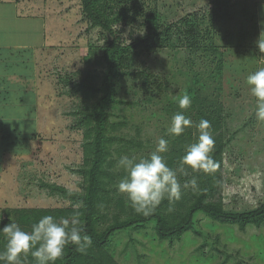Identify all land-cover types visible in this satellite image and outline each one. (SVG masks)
I'll use <instances>...</instances> for the list:
<instances>
[{
    "label": "rangeland",
    "instance_id": "obj_1",
    "mask_svg": "<svg viewBox=\"0 0 264 264\" xmlns=\"http://www.w3.org/2000/svg\"><path fill=\"white\" fill-rule=\"evenodd\" d=\"M26 1L23 15H32L31 19L15 20L13 30L8 24L5 32L0 30L3 216L9 208L70 207V202L50 195L44 184L81 191L82 178L77 172L82 164L83 133L74 128L77 117L72 112L84 104L75 84L85 78L98 81L104 71L100 48L105 38L110 39L97 29L88 30L81 0ZM262 2L146 0L149 8L156 7L167 22L194 13L206 15L209 3L215 7L217 18L211 31L214 46L222 54L220 79L216 78L211 56H191L183 47L143 53L130 70L150 71L168 88L149 99L130 77L122 76L116 83L117 103L108 109L110 122L124 123L118 135L147 142L154 151L170 127L171 119L165 111L168 103L179 100L193 84L206 94L218 91L227 127L234 133L225 149L221 196L226 209L238 212L264 201V123L256 119L255 98L246 84L250 73L264 67V53L255 44L261 31L259 22L264 20ZM205 18L208 21V16ZM141 34L139 24L126 27L122 41L129 44ZM17 43L22 47L15 48ZM65 77H69V84L61 81ZM152 225L143 231L113 235V255L120 264H264V227L248 226L242 232L236 226L219 224L197 213L193 228L169 246L157 240ZM195 230L201 235H196ZM129 238L132 241L125 248ZM203 242L205 247H200Z\"/></svg>",
    "mask_w": 264,
    "mask_h": 264
},
{
    "label": "trees",
    "instance_id": "obj_2",
    "mask_svg": "<svg viewBox=\"0 0 264 264\" xmlns=\"http://www.w3.org/2000/svg\"><path fill=\"white\" fill-rule=\"evenodd\" d=\"M81 4L88 30L97 29L101 36L108 35L110 38H105L100 48L104 71L97 78L98 81L92 82L85 78L75 84V91L81 95L84 104V107L72 112L77 117L74 128L81 129L83 133L82 164L77 172L82 178L81 191H69L62 186L44 184L50 195H57L70 202V207L9 208L0 227L15 222L23 230L30 231L31 225L46 215H52L57 221L71 220L78 216L86 233L92 238V246L81 253L75 246L69 245L65 248L63 258L55 264H120L113 255V235L128 230L143 231L150 224H153L151 229L157 240L166 241L171 246L193 228L197 213L219 224L236 226L242 232L248 226L264 227V201L253 209L241 212L224 207L221 196L225 171L224 154L234 133L227 127V116L219 92L206 94L200 87H194V84L186 92L192 101L190 108L180 109L178 100L165 106L170 119L177 112H183L186 117L191 118L193 127L186 129L178 137L169 135L168 130L164 131V137L169 141V151L164 156L168 166L176 168L188 145L197 140L199 133L195 125L201 119H206L211 122L215 140L213 157L220 167L212 174L193 172L190 169L187 175L178 174L181 185L195 177L198 188L194 189L189 184L182 188L180 200H163L154 214L147 217L136 214L129 206L126 196L117 191L120 179L126 175L117 166L118 159L127 155L139 160L152 152L147 142L143 143L124 134L118 135L117 132L124 123H112L108 119V109L117 103V81L122 76H128L146 98L161 95L168 88L167 83L164 85L158 81L150 71L130 70V67L135 63L136 57L143 53L151 54L160 49L179 47L185 48L191 56H211L210 61L215 62L216 78L220 79L222 54L214 46L211 31L217 18L215 7L210 3L205 6L208 21L206 15L194 13L174 22H167L156 7L149 8L146 0H81ZM136 24L143 28V34L132 39L129 44L124 43L122 35L125 28ZM197 76L194 75L196 83ZM61 81L69 84L70 79L65 77ZM194 233L201 235L197 230ZM0 235L3 236L2 233ZM131 241L129 238L125 242V248ZM4 244L5 242L0 243V250ZM200 247H205V242ZM124 251L125 249L121 253ZM137 257L141 259L140 255ZM24 264H36V261L29 255Z\"/></svg>",
    "mask_w": 264,
    "mask_h": 264
},
{
    "label": "clouds",
    "instance_id": "obj_3",
    "mask_svg": "<svg viewBox=\"0 0 264 264\" xmlns=\"http://www.w3.org/2000/svg\"><path fill=\"white\" fill-rule=\"evenodd\" d=\"M261 25L260 35L255 41L256 47L264 53V20ZM246 84L252 97L255 98V116L259 122L264 123V67L250 73L246 77ZM191 98L185 94L178 100L180 109L191 107ZM193 127V121L183 112H177L171 118L168 134L174 137L182 135L186 129ZM198 137L195 143L188 145L185 154L181 157L178 166H168L164 154L169 151V141L161 137L147 157L139 160L135 156H121L117 166L124 175L118 185L117 191L126 196L132 210L142 216L154 214L158 206L165 199L178 201L182 197V188H198L197 179L194 177L187 184L181 185L178 174L187 175L190 169L193 172L212 174L219 167L213 153L215 140L211 131V122L201 119L195 125ZM4 217L0 215V223ZM5 244L0 250V264H24L30 255L36 264H55L62 259L65 248L75 246L76 250L83 253L92 246V238L86 233L84 225L78 216L57 221L52 215L41 217L31 225L30 231L23 230L17 223H6L0 227Z\"/></svg>",
    "mask_w": 264,
    "mask_h": 264
},
{
    "label": "crops",
    "instance_id": "obj_4",
    "mask_svg": "<svg viewBox=\"0 0 264 264\" xmlns=\"http://www.w3.org/2000/svg\"><path fill=\"white\" fill-rule=\"evenodd\" d=\"M25 8L27 9L26 0H0V30H3L5 32L7 30V24L10 30H13L11 25H13V21L15 20L19 22V19L22 21H24L25 19H31L30 16L32 15L27 14L26 17L23 15V10ZM260 8L264 10V2L260 4ZM26 22H24L23 24L26 25ZM4 44L7 45L6 43ZM14 47L20 48L22 47V45L17 43ZM1 84L2 83H0V85Z\"/></svg>",
    "mask_w": 264,
    "mask_h": 264
}]
</instances>
